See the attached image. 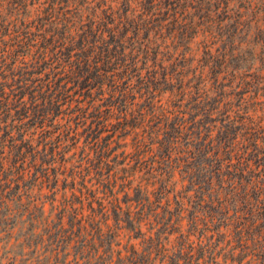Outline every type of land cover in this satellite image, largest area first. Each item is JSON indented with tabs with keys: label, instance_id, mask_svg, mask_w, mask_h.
Masks as SVG:
<instances>
[{
	"label": "trees",
	"instance_id": "obj_1",
	"mask_svg": "<svg viewBox=\"0 0 264 264\" xmlns=\"http://www.w3.org/2000/svg\"><path fill=\"white\" fill-rule=\"evenodd\" d=\"M243 30L260 42L264 62V0H0V182H42L37 180V171L30 180L24 177L25 170L13 166L30 157L29 166L41 162L42 167L57 161V153L60 163L75 161L68 171L69 182H116L113 170L122 169L104 160L112 134L118 137L114 148L121 144L132 148L138 158L146 157L155 150L157 132L153 127L147 130L150 114L136 108L150 103L177 106L182 110L163 109L158 116V121L165 117L168 123L165 165L154 166L155 157L152 162L147 158L148 171L158 169L166 175L144 176L143 166L133 164L129 175L137 172L145 182H165L175 147L193 146L194 150L175 154V167L190 176L188 182L217 184L215 193H206L207 198L200 189L201 197L192 209L191 226L200 227L199 242L222 250L216 257L224 264L220 258L225 262L231 256L230 207L246 212V220L261 219L254 244L259 243L264 264V151L261 159L250 156L260 155L263 142L234 128L237 123L247 125L249 116L233 112L229 71L235 55L225 49ZM196 35L211 42L200 68L193 64L200 59L189 56L190 39ZM219 45L225 50L220 51ZM191 70L195 73L189 78ZM163 92H167L165 102L161 101ZM116 104L121 106L117 112ZM31 110L34 130L22 122ZM204 120L214 127L201 135L200 128L208 126ZM188 123L193 130L183 136ZM127 136L130 142L124 140ZM80 140L82 144L75 148ZM236 147L245 155L239 160V176L257 166L258 173L249 182L253 187L260 185L261 194L249 200L231 198L239 204L229 206L230 165L215 166L213 161L222 153L230 156ZM197 154L201 160L194 175L191 164ZM6 163L10 171L3 169ZM59 166L51 167V182H59L64 173L65 166ZM139 204L126 205L129 218L148 214L151 207ZM69 208L64 206L68 212L59 216L69 213L72 217ZM250 224H255L254 219Z\"/></svg>",
	"mask_w": 264,
	"mask_h": 264
},
{
	"label": "rangeland",
	"instance_id": "obj_2",
	"mask_svg": "<svg viewBox=\"0 0 264 264\" xmlns=\"http://www.w3.org/2000/svg\"><path fill=\"white\" fill-rule=\"evenodd\" d=\"M248 32L249 30L239 33L225 49L227 53L235 55L234 65H231L233 68L229 71L233 112L235 116H249L247 125L241 127V123H237L234 128L237 132L261 137L263 144L260 155H250L253 159H261L264 151V68L261 70V44L256 41L252 32ZM190 40L189 47L192 49L189 56L200 59L193 63L199 64L200 68L204 59L202 56L208 51L207 45L211 46V42L199 35ZM219 48L220 51L225 50L222 45ZM194 73L189 71V78ZM166 94L167 92L162 93V102H165ZM138 100L141 102V99ZM150 105L138 106L136 109L150 114L147 130L153 127L157 132L154 138L155 150L147 153L146 157L138 158L130 147L119 144V147L114 148L118 138L116 133L110 137V148L104 160L114 165L115 169L123 170H113L117 176L116 182H69L71 177L68 176V171H71V164L75 161L70 159L64 161V164L60 163L58 153L55 154L57 161L46 162L42 167L41 162H37V166L34 163L29 166L30 157L24 164L18 161L13 166L14 170H25L24 177L30 180L34 178V171H37V180L42 182H0V264H219L216 256L222 250L220 252L215 244L199 242L200 227L194 229L191 226L192 209L201 197L199 190L203 189L204 197L207 198L206 193H215L217 184L188 182L190 176L175 167V154L179 155L182 150H194V147H187L185 144L175 147L170 157V176L165 182H153V179L145 182L137 172L132 177L128 173V168L133 164L143 166L144 176L152 174L151 178H155L156 175H166V172L161 174L158 169L148 171L150 164L147 158L152 162L155 157L152 163L154 166L165 165L167 152L164 151V146L168 123L164 122H167L165 117L160 119L163 121H158V116L163 109H182L177 106L155 107L159 105L155 103ZM120 108L116 104L114 110L117 112ZM185 110L189 111L190 107ZM22 122L33 126L31 130L35 129L33 110L29 111ZM106 123L111 127L110 122ZM111 123L115 124L116 119L112 118ZM202 123L208 126L200 128L201 135L214 127L205 120ZM211 125L212 128L209 129ZM191 130L193 127L188 123L183 129V136ZM215 133L214 129L212 134ZM36 137L37 134L33 135V138ZM124 140L130 142L131 138L127 136ZM147 140L150 141L149 138ZM81 144L80 140L75 148ZM240 149L236 147L231 150L230 156L222 153L219 159L216 157L213 161L215 166L220 162L222 165L227 162L230 165V182H227L229 206L238 205L239 199L249 200L255 198L256 194L258 197L261 194L260 185L253 187V182H249L250 176L258 173L255 168L257 166H252L250 171L244 170L243 176H239V160L242 156L243 160L245 158V155L238 152ZM203 151L201 150V154ZM70 152L71 150L67 155ZM200 160L199 154L192 159L194 175ZM122 163L125 167L121 166ZM59 164L65 166V171L61 172L59 182H51V167L57 165L59 169ZM104 167L103 172L107 169ZM3 169L10 171L9 164H4ZM204 172L200 173L203 175ZM212 173L216 174L217 171ZM124 174L127 177L123 180ZM231 198H238V201ZM142 202L151 207L148 214L144 213L136 219L129 218L126 205L140 203L138 207H141ZM64 206L68 210L69 206L72 208V217L69 213L59 216L60 213L68 212L65 209L63 211ZM75 208L78 213L73 214ZM230 209L228 252L231 256L225 262L220 258L219 262L263 264L257 248L259 243L254 244V239H258V234L255 233L258 228L256 224L259 220L258 224L261 226V219L255 217L246 220V212H235L231 207ZM252 219L254 225L250 224ZM71 223L74 225L71 226ZM80 226L83 227L82 231H79ZM211 239L215 240L213 237ZM69 241L71 244L67 245Z\"/></svg>",
	"mask_w": 264,
	"mask_h": 264
}]
</instances>
